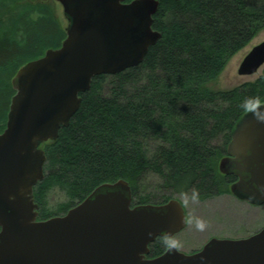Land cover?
Listing matches in <instances>:
<instances>
[{
  "label": "trees",
  "instance_id": "obj_1",
  "mask_svg": "<svg viewBox=\"0 0 264 264\" xmlns=\"http://www.w3.org/2000/svg\"><path fill=\"white\" fill-rule=\"evenodd\" d=\"M19 1L0 0V134L16 72L60 48L66 37L64 18L42 2L18 5L4 17L6 7ZM152 27L161 38L142 64L95 77L69 125L44 145V179L33 191L38 220L62 216L98 186L119 180L130 185L133 205L149 204L137 193L147 174L160 178L166 191L193 193L200 201L225 194L235 180L222 176L218 163L241 116L264 103V69L255 82L230 90L210 86L264 29V0H159ZM148 143L155 144L152 153ZM53 188L69 198L57 215L46 209ZM150 247L158 257L168 244L159 238Z\"/></svg>",
  "mask_w": 264,
  "mask_h": 264
},
{
  "label": "water",
  "instance_id": "obj_2",
  "mask_svg": "<svg viewBox=\"0 0 264 264\" xmlns=\"http://www.w3.org/2000/svg\"><path fill=\"white\" fill-rule=\"evenodd\" d=\"M66 19L60 48L22 66L0 134V264H264V228L241 240L211 239L186 255L171 244L146 259L157 239L187 226L182 204L133 205L128 182L98 186L62 216L38 220L34 187L44 179L45 144L55 142L98 76L142 64L161 38L153 29L159 0H57ZM264 68V42L238 67L241 77ZM218 172L233 176L229 191L264 205V103L235 124Z\"/></svg>",
  "mask_w": 264,
  "mask_h": 264
},
{
  "label": "rangeland",
  "instance_id": "obj_3",
  "mask_svg": "<svg viewBox=\"0 0 264 264\" xmlns=\"http://www.w3.org/2000/svg\"><path fill=\"white\" fill-rule=\"evenodd\" d=\"M38 2L46 4L55 16H62L66 25L67 21L57 0H22L7 6L3 13L4 17L13 15L18 5ZM262 42H264V29L244 49L231 57L219 78L210 88L230 90L246 83L255 82L261 76L264 68L257 74L247 77L238 76L237 70L249 51ZM7 80H10V76L7 77ZM110 88L111 79L108 77L103 87L104 95L109 94ZM216 143L221 145V139ZM154 147V143L147 144L149 153H152ZM137 193L138 196L147 198L151 202L149 204L153 205L170 199H176L182 204L187 218V226L173 238L165 241L168 245L175 244L185 253L200 249L211 238L241 240L264 228L263 208L231 196L229 188L222 196L200 201L193 193L178 195L166 191L162 187L160 178L153 174H147L141 181ZM67 204H69V198L59 188L51 189L46 195V209L51 214H59L60 208Z\"/></svg>",
  "mask_w": 264,
  "mask_h": 264
},
{
  "label": "flooded vegetation",
  "instance_id": "obj_4",
  "mask_svg": "<svg viewBox=\"0 0 264 264\" xmlns=\"http://www.w3.org/2000/svg\"><path fill=\"white\" fill-rule=\"evenodd\" d=\"M226 156V153H225V155L223 156V157H225ZM222 157V158H223ZM221 158V159H222ZM225 177H227V176H225ZM233 177V176H232ZM235 178V177H234ZM237 180H236V178H235V180L229 185V188H230V186L233 184V183H235ZM231 196H234V195H232L231 193H229ZM222 196V195H221ZM219 197V196H218ZM235 197V196H234ZM256 234V233H255ZM211 239H213V238H211ZM210 239V240H211ZM216 239H218V238H216ZM166 240V239H165ZM209 240V241H210ZM208 241V242H209ZM208 242H206V244L208 243ZM205 244V245H206ZM152 245V244H151ZM171 244H169L168 245V247L170 246ZM205 245H203L200 249H198V250H194V251H192V252H190V253H185V252H183V251H181L180 249H178L180 252H182V253H184V254H186V255H191V254H194V253H197V252H199V251H201L202 250V248L205 246ZM167 247V248H168ZM150 249H151V247L149 246V254L146 256V259H153V258H156V257H153L152 255H151V252H150Z\"/></svg>",
  "mask_w": 264,
  "mask_h": 264
}]
</instances>
